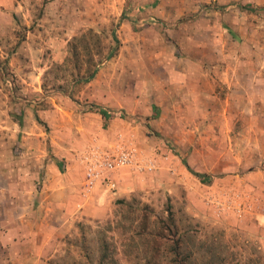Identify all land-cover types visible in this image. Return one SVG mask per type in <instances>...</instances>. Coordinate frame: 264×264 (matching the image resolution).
Masks as SVG:
<instances>
[{"label":"rangeland","instance_id":"1","mask_svg":"<svg viewBox=\"0 0 264 264\" xmlns=\"http://www.w3.org/2000/svg\"><path fill=\"white\" fill-rule=\"evenodd\" d=\"M138 1H7L19 14L11 45L0 48L11 54L9 66L0 53V184L11 182V119L21 122L13 152H58L70 180L84 179L96 151L124 149L131 161L113 174L122 172L125 198L105 217L75 225L50 264H264V91L211 81L143 93L139 83L167 89L158 75L126 83L117 31ZM254 9L248 14L262 23ZM138 60L143 74L142 53ZM1 187L7 200L11 190Z\"/></svg>","mask_w":264,"mask_h":264},{"label":"crops","instance_id":"2","mask_svg":"<svg viewBox=\"0 0 264 264\" xmlns=\"http://www.w3.org/2000/svg\"><path fill=\"white\" fill-rule=\"evenodd\" d=\"M7 1L0 0V48L11 45L13 16L19 14L17 8L5 9ZM214 1L222 10L208 9L205 4L209 0H160L159 4L139 0L128 13L124 11L117 32L118 57L126 68L118 72L119 76L126 78V83L129 78L157 75L168 79L167 89L165 83L158 87L139 83L142 89L147 88L142 92L149 94L157 89L172 94L178 88L207 87L213 84L211 81L225 84L233 92L264 91V21L255 23L246 10L258 7V13L264 15V0ZM150 19L162 25L152 24ZM0 51L11 66V54ZM141 53L146 66L143 74L136 68ZM115 75L111 72L109 77ZM111 84L104 87L115 90ZM134 109L140 111L139 107ZM150 112L146 109L147 115ZM19 126L11 119V162L6 165L11 182L0 184L1 189L11 190L7 200L0 199V264H50L61 254L59 245L75 225L105 217L115 200L125 198L127 189L122 172L112 175L114 190L100 179L92 188L86 187L83 174L70 180L69 168L63 174L59 170L58 152L50 157L45 152L36 155L30 149L17 156L13 148ZM4 194L7 192L2 190Z\"/></svg>","mask_w":264,"mask_h":264},{"label":"built area","instance_id":"3","mask_svg":"<svg viewBox=\"0 0 264 264\" xmlns=\"http://www.w3.org/2000/svg\"><path fill=\"white\" fill-rule=\"evenodd\" d=\"M152 24L155 19H150ZM131 161V154L124 149H115L111 153H101L96 151L91 157L87 158L85 166V186L92 188L97 181L104 184L110 190L115 189V182L111 178L115 171L122 169ZM152 167H149L151 170Z\"/></svg>","mask_w":264,"mask_h":264},{"label":"trees","instance_id":"4","mask_svg":"<svg viewBox=\"0 0 264 264\" xmlns=\"http://www.w3.org/2000/svg\"><path fill=\"white\" fill-rule=\"evenodd\" d=\"M251 7H248L246 10H248L249 12H256V9H250ZM14 18V17H13ZM94 75H95V71H93L92 73H90L89 75H88V77H85L86 79V81H89V80H91V79H93L94 78ZM154 108V107H153ZM99 114L103 117V118H108V116H112L113 114L112 113H108V114H106V112H104V111H102V110H100L99 111ZM18 124L19 125H21V122L19 121L18 122ZM192 174L194 175V176H196V177H199V178H203V180H205V178H207L205 175H203V174H199V173H194V172H192ZM169 219H170V217H169Z\"/></svg>","mask_w":264,"mask_h":264}]
</instances>
